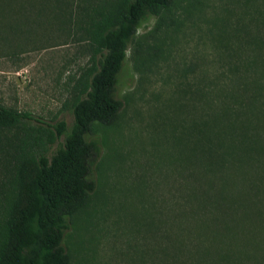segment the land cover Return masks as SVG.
Returning <instances> with one entry per match:
<instances>
[{
    "label": "trees",
    "instance_id": "1",
    "mask_svg": "<svg viewBox=\"0 0 264 264\" xmlns=\"http://www.w3.org/2000/svg\"><path fill=\"white\" fill-rule=\"evenodd\" d=\"M174 1L103 0L97 9L92 0H0V51L43 35L30 30L36 23L75 36L88 54L61 142L64 120L49 124L0 103V264H71L67 217L91 202L100 181L92 172L101 148L87 137L96 124L117 123V76L139 20ZM222 12L211 52L166 67L177 81L151 115L160 131L149 164L156 175L135 186L134 208L146 220L127 264H264V0H226ZM32 120L40 124L33 136Z\"/></svg>",
    "mask_w": 264,
    "mask_h": 264
},
{
    "label": "rangeland",
    "instance_id": "2",
    "mask_svg": "<svg viewBox=\"0 0 264 264\" xmlns=\"http://www.w3.org/2000/svg\"><path fill=\"white\" fill-rule=\"evenodd\" d=\"M102 2L92 0L97 9H101ZM225 3L226 0H175L158 15L145 12L136 33L127 40L114 93L122 102L120 116L115 125L96 124L95 132L87 137L97 140L101 148L98 170L93 167L92 172L100 181L91 202L67 217L69 228L62 245L70 254L71 264H82L83 256L88 257V264L129 262L131 249L127 245L139 240L133 239L135 227L146 216L134 208L141 200L139 196V200L134 198L138 193L135 186L147 180V173L156 175L151 173L155 165L149 164L155 161L152 152L157 148L160 131L151 115L171 92L173 78H167L171 71L166 67L172 62L188 63L198 53L213 50V29ZM30 25L32 32L42 29L39 32L43 31V35L0 51V103L29 112L49 124L64 120L67 128L61 142L73 121L71 86L87 66L88 54L83 51L84 42L75 36L66 38L56 29ZM78 33L82 34L80 30L73 34ZM150 47H160L158 58L151 59L146 54ZM157 64L162 68L161 74L151 71L143 77L147 68L158 69ZM38 125L33 120L26 123L27 131L33 136ZM57 146L58 143L53 144L48 154ZM167 189L164 195L168 197Z\"/></svg>",
    "mask_w": 264,
    "mask_h": 264
}]
</instances>
